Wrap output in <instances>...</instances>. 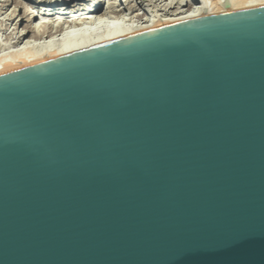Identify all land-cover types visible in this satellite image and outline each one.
<instances>
[{
    "label": "water",
    "instance_id": "water-1",
    "mask_svg": "<svg viewBox=\"0 0 264 264\" xmlns=\"http://www.w3.org/2000/svg\"><path fill=\"white\" fill-rule=\"evenodd\" d=\"M0 264H264V7L0 76Z\"/></svg>",
    "mask_w": 264,
    "mask_h": 264
},
{
    "label": "bare ground",
    "instance_id": "bare-ground-1",
    "mask_svg": "<svg viewBox=\"0 0 264 264\" xmlns=\"http://www.w3.org/2000/svg\"><path fill=\"white\" fill-rule=\"evenodd\" d=\"M24 2L13 0L15 8L7 16L16 30L9 37L17 49L0 55V76L170 24L264 7V0H170L154 7L151 16L140 15L142 0L125 5L118 0H46L37 13ZM0 3L5 14L8 0Z\"/></svg>",
    "mask_w": 264,
    "mask_h": 264
},
{
    "label": "rangeland",
    "instance_id": "rangeland-1",
    "mask_svg": "<svg viewBox=\"0 0 264 264\" xmlns=\"http://www.w3.org/2000/svg\"><path fill=\"white\" fill-rule=\"evenodd\" d=\"M3 1H6V0H1V2H3ZM19 1H22V2H24V0H19ZM44 1H46V0H32V1H30V2H24V3H26V5L28 6L29 5V7L31 8L32 7V10H34V11H36V13L39 11V9H41V7L43 6V4H44ZM110 0H108V2H109ZM131 0H118V2L121 4V5H125V4H127V3H129ZM163 1V2H162ZM167 1H168V3H169V1L170 0H142V2H141V5H142V7L140 8V15L141 14H147V15H149V14H151V16H152V12H153V8L154 7H156V6H161V4L163 5V4H167ZM107 2V0H106V4L108 3ZM150 2V3H149ZM153 2V3H152ZM155 2V3H154ZM162 2V3H161ZM166 2V3H165ZM144 3V4H143ZM159 3V4H158ZM105 4V3H104ZM153 4V5H152ZM0 5H1V3H0ZM8 7H6V8H8V9H6L7 11H6V15L4 14V10L3 9H1L0 8V23L2 24V26H1V30H0V44L1 45H3L2 46V48H1V50H0V55L1 54H3V53H5L6 51L7 52H10L11 50L12 51H15V49H17V45H16V40L15 39H11V38H14V33H12V32H16V30L15 31H12L15 27H14V24L13 23H11V22H9V21H7V16L12 12V10L15 8V5L13 4V0H12V4H11V0H8ZM30 5H32V6H30ZM153 6V7H152ZM158 9V7H156L155 8V10H157ZM139 12H138V14H139ZM23 13V12H22ZM149 13V14H148ZM5 16H4V15ZM17 14H19V11H18V13ZM162 13L161 12H158V16L159 15H161ZM154 15V14H153ZM156 15V14H155ZM19 19V18H18ZM5 20V21H4ZM1 21H3V22H1ZM8 23L7 25H6V23ZM39 22H41V21H39ZM5 24V25H4ZM7 26V27H6ZM14 28H13V27ZM3 27H5V29H3ZM8 28H10V29H8ZM20 30H21V28H20ZM2 31V32H1ZM9 33H10V37H9ZM93 34V33H92ZM9 39H10V41H9ZM4 40V41H3ZM13 40V41H12ZM9 44V45H8ZM3 50H5V51H3ZM7 52L5 53V54H3V55H6L7 54Z\"/></svg>",
    "mask_w": 264,
    "mask_h": 264
}]
</instances>
